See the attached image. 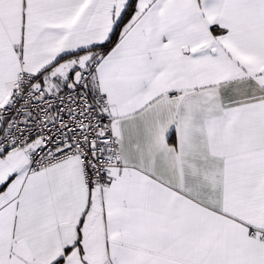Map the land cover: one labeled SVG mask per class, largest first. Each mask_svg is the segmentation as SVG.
<instances>
[{"label":"snow or ice","instance_id":"snow-or-ice-1","mask_svg":"<svg viewBox=\"0 0 264 264\" xmlns=\"http://www.w3.org/2000/svg\"><path fill=\"white\" fill-rule=\"evenodd\" d=\"M0 264H264V0H0Z\"/></svg>","mask_w":264,"mask_h":264}]
</instances>
